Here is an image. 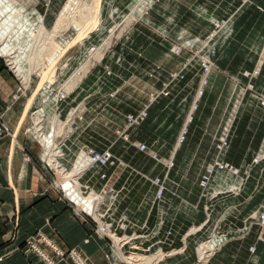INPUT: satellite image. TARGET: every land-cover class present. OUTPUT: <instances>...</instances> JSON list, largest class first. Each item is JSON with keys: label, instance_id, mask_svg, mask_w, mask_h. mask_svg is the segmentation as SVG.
<instances>
[{"label": "rangeland", "instance_id": "374dc122", "mask_svg": "<svg viewBox=\"0 0 264 264\" xmlns=\"http://www.w3.org/2000/svg\"><path fill=\"white\" fill-rule=\"evenodd\" d=\"M18 1L22 4L21 12L26 20L28 19L33 25L36 24V27L42 23L48 30H52L69 0H51L49 6H47L49 0ZM91 1L81 0L76 4L75 9L70 11L72 14H70L71 19L67 30L58 39L61 44L65 45L61 48L59 56L63 55L70 47L76 46L72 47L62 59L58 70V80L52 86L53 89L61 88L82 65L93 60L87 64V66H91L90 71L71 91L67 101L63 103H68L66 110L63 108V104L61 106V109H64L62 112L63 121L77 105L85 106L81 120L73 117L68 123L76 121L80 125L79 129L76 125L69 128L74 133L72 138L77 136L78 139L76 138L77 145H71V142H68V147L75 153L83 145L94 147L100 152L108 149L112 151L114 147H119L118 156L123 164L122 162L118 163L116 167L109 170L111 175L114 174L116 185L123 177L122 172L130 169H135L133 172L135 176L137 175L147 182L153 181L157 177L165 179L167 174L166 185L171 190L169 197L178 198L179 191L185 187L183 183L181 185L178 178L185 177L189 182L197 178L203 161L182 160L181 158L177 160L176 154L175 159L171 158L172 155L168 158L160 157L159 151L170 152L174 146L162 142L161 139H171V134H175L177 131V128L172 127L176 123V127L180 128L177 137L179 143L182 132L186 128L189 131L190 125L195 120L198 132L211 129L203 127V122L209 120L210 126L220 125L213 136L216 141L214 147L217 156L219 152L217 146L220 140L226 138L229 143L224 155L230 150L233 141L237 143L239 140L241 141V137L244 135H241V132L245 129L238 131L237 121L240 119L243 108L249 106L246 119H250L253 105L258 104L264 108V17H258L251 11H249V15L246 14L248 11L245 8L256 7L254 0H240V6L233 14L229 13L231 15H227L225 10L227 3L231 2L230 0H227V3H225L226 0L222 1L224 3L222 5H219L221 0H130V3L128 2L132 5L130 9H125L123 12L116 9L109 16L106 13L108 5L113 2L123 4L125 0H101V11L98 14L100 24L95 26L94 23H91L90 30L79 32L81 27L77 28L78 23L86 20L91 14ZM232 4L233 7L236 6L235 2ZM256 8L259 11H264V5ZM42 19H44V23ZM39 23L40 25H38ZM29 28V26L25 27L23 34L21 33L17 37V41L21 38L20 42L23 40L29 44L33 40L32 46H35L31 50L33 52L42 38H37V29ZM93 28L94 31L91 32ZM26 33L31 35L32 40L22 39L21 36ZM79 35L83 37L80 36L82 38L75 41ZM26 39L28 40V38ZM86 39L88 40L85 45L78 44ZM98 47L99 51L104 54L100 61L97 60V57L95 59L92 57V53ZM25 48L24 46L23 49ZM37 50L31 56L34 55L38 61L40 55L37 54ZM24 54V52L21 53L22 59H24ZM99 54L101 53L99 52ZM67 61H69L68 67L63 70L61 66ZM204 63L211 65L209 74L203 70ZM154 69L156 72L153 71ZM107 71L111 74H108ZM171 74H180L184 78L170 86L168 97H170L173 88L177 87L183 91L190 89L191 112L179 125L177 124V114L169 110L171 104H166L162 109L156 107L161 105V99L168 97L159 95L156 100L154 98L162 92L165 84L170 82ZM39 82V76L34 75L28 86L19 83L22 88L30 89L32 94ZM69 86L72 87L71 84ZM259 88L261 89L258 90ZM79 92L82 94L78 100L75 95ZM38 104L39 102L36 106ZM145 105L149 106V116L143 125L130 132L131 140L145 143L151 151L158 155L159 161L133 156L134 153L130 151L132 146L125 143L117 134V131H122L125 128L126 115L138 113ZM200 105H204V110L199 116H196ZM153 107L156 108L152 110ZM220 107L225 108L223 114L220 112ZM46 110H48L47 122L49 121L46 128L50 130L51 118L57 113L51 112L50 108ZM159 124H164V127L159 128ZM249 135H253L250 130ZM256 140L259 144L258 149L252 159L243 161L242 170L222 159L240 171L238 176H232L228 171L215 174L216 179L214 177L211 189L206 196H203L201 191L196 204L187 197L179 195L181 199L178 203L182 210L179 213L187 216L191 210L195 212L193 215L195 221H192L193 224L186 229L184 235L192 229L206 224L201 231L190 234L191 237L188 238V246L193 252L196 262L197 245L212 235L224 239L223 248L236 237L240 240L249 238L253 226H256L254 228H258L259 241L264 243V222L262 221L264 214V127L258 129ZM112 153L115 155L113 151ZM129 153L131 156H128ZM143 154L150 157L146 153ZM216 159L205 163L198 184H200L206 169L213 166ZM73 161V156H70L64 161V164L70 169ZM171 161L174 166L168 172L165 165ZM177 166H179V173L173 177L172 173L177 170ZM143 168L151 174L141 172ZM113 171H116L117 175ZM138 171L143 176H140ZM87 176V180H90L91 175ZM53 177L52 183L55 185L57 193L60 194L57 186L60 176H58L59 180H57V176ZM252 177H254L253 180ZM84 179L85 177L83 181ZM252 181L260 186L254 207L241 210L231 204H227L226 207L219 206L222 205L220 203L226 201L227 197L242 195ZM169 197L167 196V198ZM168 206L165 209L167 216L172 210ZM230 210L235 214L233 212L227 214ZM179 213H176L175 221L180 216ZM201 213L204 215V221L197 223V216ZM240 221L242 222L241 226L239 225ZM220 251L218 250V252ZM249 251L251 254L254 253V258L249 256L248 264H258L261 257L257 255V247L251 246Z\"/></svg>", "mask_w": 264, "mask_h": 264}, {"label": "crops", "instance_id": "0c3cea01", "mask_svg": "<svg viewBox=\"0 0 264 264\" xmlns=\"http://www.w3.org/2000/svg\"><path fill=\"white\" fill-rule=\"evenodd\" d=\"M222 1L224 0H221L219 5L224 4ZM230 1L229 3H227V0L225 2L227 3L225 7L227 15L233 14L237 7L240 6V0ZM128 2L130 3V0L123 1V4H115L113 2V4H109L110 6L108 5L106 13L109 16L116 9L120 12L130 9L132 5ZM233 2H235V7L232 6ZM254 2L256 7L264 5V0H254ZM256 7L245 8L248 11L246 14L249 15V11H251L258 17H264V11H259ZM172 90L170 97L161 99V105L156 107L162 109L163 107L165 108L166 104H171L169 110L177 114V124L179 125L183 123L185 116L191 112L189 102V98H191L190 89L189 91H183L176 87ZM80 94L82 92L76 94L75 98L79 100ZM36 96L37 94L34 92L31 94L30 89L21 87L17 78L5 65L4 59L0 57V116L3 117L15 134L14 139L5 137L0 141V264H46L35 253H31L26 244L28 240L34 239L39 232L65 250L73 248L80 250L91 264H122L113 255L110 243L96 236L93 229L79 219L71 205L57 193L55 185L52 183L55 174L46 167L44 150L33 135L27 132L31 127L30 114L36 104L40 102V98ZM31 99H33L32 104H30ZM67 105L68 103L63 104L65 110ZM156 107H153L152 110ZM248 107L245 106L243 108L240 119L237 121V130L245 129V131L241 132V135L244 134L241 137V141L239 140L238 143L233 141L228 153L222 156L223 160L232 163L236 167L241 168V170L244 167L243 161L252 159L254 153H256L259 145L256 140V134L258 129L264 127V108L258 104L253 105V113L250 119H246L248 117L246 113L249 112ZM203 110L204 105H200L196 116H199ZM224 111L225 108L222 109L220 107L222 114ZM195 123L196 120L190 125L185 142L182 145H179L177 138L180 128L176 127V123L173 124L172 127L177 128L176 133H172V137L169 140L161 139L164 143L174 145L172 151L161 150L158 152L162 158H168L172 155L171 158L174 157L175 159L177 155V160L181 158L182 160L203 161L197 178L190 182L185 177L178 178L181 185L182 183L185 185L184 189L179 191V195L187 197L194 204H196L201 194L198 183L203 167L207 161L217 158V152L214 147L216 141L213 136L220 127L218 124L210 126L209 120H205L203 127H210L211 129H204L198 132ZM163 125L159 124L158 127L163 128ZM79 126V123L76 122L77 129L80 128ZM249 130L253 132L252 136L249 135ZM76 138L77 136L73 139L76 140ZM79 143L81 142L79 141ZM118 148L114 147L112 149L115 155L117 154V157H119ZM130 151L134 153L133 156H139L143 159L150 158L136 148L132 147ZM128 156H131L130 153ZM27 157L30 158V161L25 160ZM106 171L111 174L109 170ZM113 172L117 175L116 171ZM133 172H135V169L123 171L121 181L117 182V188L122 190L117 219L121 216H127L140 225L147 223L149 229L152 230L158 224L163 215L162 212H165L169 203L168 207L172 210L169 212V218L161 235L163 236L164 232L169 229H172L173 235L164 244H157L158 240L155 239L145 246L154 245L152 250L161 248L169 253L179 249L184 251L185 242L186 250L184 253L168 255L159 264H195L196 259L188 246V238L191 236L184 240L186 229L193 224L192 221H195L193 216L195 212L191 210L187 216L179 213L182 211L178 203L181 197L178 195V198H170V189L169 193L166 194V198L167 196L169 197L166 199V204L155 205L154 200L157 188L152 184L151 180L147 182L141 177L135 176ZM141 172L151 174L144 168ZM141 172L139 174L143 176ZM178 173L179 166H177V170L173 171V177ZM87 179L88 176L85 177L84 181ZM253 179L254 177H252ZM92 183L95 186L100 185L97 180L96 182L95 180L92 181ZM259 190L260 186L252 181L242 195L227 197L226 201L220 203L222 205L219 206L226 207L227 204H231L241 210L254 207ZM175 211L180 214L176 221L174 220ZM232 212L234 213V211L230 210L227 214ZM203 221L204 215L201 213L197 216L196 222L202 223ZM241 223L240 221V226ZM254 227L256 226H253L252 234L249 238L240 240L236 237L231 243L223 247L220 252H217V255L208 264H248V257L254 258V253L251 254L249 251L251 246L257 247V255L261 257V261L258 264H264V243L259 241L258 228ZM129 231H132V229ZM160 238L164 241L163 237ZM40 246L44 251L52 255L44 244L41 243ZM59 264L72 263L61 262Z\"/></svg>", "mask_w": 264, "mask_h": 264}, {"label": "built area", "instance_id": "2783aa9c", "mask_svg": "<svg viewBox=\"0 0 264 264\" xmlns=\"http://www.w3.org/2000/svg\"><path fill=\"white\" fill-rule=\"evenodd\" d=\"M50 3L51 0H49L47 6H49ZM0 57L5 60L6 66L14 74L17 80L20 83H23L22 79L17 75L6 58L1 54ZM157 69H159V67H157ZM203 70L206 74H209L211 72L210 63H204ZM153 71L156 72V69ZM107 72L108 74H111L109 71ZM183 78V75L171 74L169 76L170 82L167 85L165 84L162 92L154 97L155 100L159 98V95L168 97L170 86ZM62 87L55 90L52 86L47 85L46 88L40 90L37 95L40 98V102L35 108H33L30 114L31 127L30 130L27 131L29 134H32L41 145L44 150L46 167L57 176V180H59L58 176L61 178L62 174H66L65 177L67 176L66 179H68V182L66 183L67 188L60 181L57 183L62 198L71 205L78 218L93 229L96 236L110 243L113 255L122 264H130L127 259L133 253L151 255L163 251L161 248L152 250L154 245H145L155 239L158 240L157 244H164L173 235L172 229L166 230L164 235H161L168 220L167 213L162 212V217L152 230L149 229L147 223L140 225L136 221L129 219L127 216H121L117 219V213L121 204L122 190L117 188L113 176L114 174L111 175L106 170H110L111 168L116 167L118 163H121L122 161L119 160L120 158L114 155L110 149L100 152L94 147L83 145L75 153L68 147V142H71V139V145H77V143H75L76 140L72 138L74 135L73 131H69V126L74 127L76 121H73L74 123L72 122L71 124L68 123L73 117L81 120L85 106H82V104L77 105L71 110L70 114L66 116V119L64 120V126L66 129L61 135L57 136V131L54 130L52 125L50 130H47L46 125L49 124V121L47 122V108H50L51 112L53 111L57 113L56 116L61 120L60 122H63V109H61V105L67 101L71 92ZM151 102L154 101L151 100ZM148 105H145L142 110L136 114L126 115L125 128L122 131H117V134L125 143L136 148L139 152L148 154L153 160L159 161L158 155L151 151L145 143L132 141L130 135L131 131L137 129L146 122L149 116ZM187 134L188 130L186 128L181 134L179 144H182L185 141ZM14 136L15 134L9 125L5 122L3 117L0 116V141L5 137H11L14 139ZM228 146L229 143L226 138L220 140L219 145L217 146L219 152L214 165L209 166L202 175L199 187L203 192V196H206L211 189L214 177L216 179L217 174L228 171L232 176L239 175L240 171L237 168L223 161L221 158L224 155V152L228 149ZM70 156H73L74 161L72 163V168L68 169L65 166L64 161ZM82 159L85 160V164L78 166V172L72 175L67 174V172L72 170ZM25 160L30 161V158L27 157ZM166 164L167 165H164L167 167L168 172H170L174 163L171 161ZM88 174L91 175V179L83 181V178ZM167 176L168 175L166 174L165 179L157 177L153 181L151 180L152 184L157 188L154 200L155 205L166 204V194L170 191L166 185ZM93 180H97V183L100 185L95 186L92 183ZM262 221L264 222V214L262 215ZM205 225L206 224L202 225L203 227L200 226L199 228L192 229L193 231L191 230L184 236V240H187V238L191 236L190 234H196L201 231ZM131 229L132 231H129ZM160 237H163L164 241H162ZM41 243L51 251L53 256L41 248ZM224 243V239H221L220 237L216 238L215 235H212L198 244L196 247L197 262L195 264H208V261L211 260L218 250H221ZM26 244L29 251L39 256L46 264H59L61 262L91 264L80 250H65L50 239H47L40 232L37 233V236L34 239L28 240ZM183 249L184 251L179 249L166 253L168 255L180 254V252L184 253L186 250L185 242ZM200 253L204 256L202 255L200 257ZM166 257H164V259ZM159 262L157 264H159Z\"/></svg>", "mask_w": 264, "mask_h": 264}, {"label": "bare ground", "instance_id": "6f19581e", "mask_svg": "<svg viewBox=\"0 0 264 264\" xmlns=\"http://www.w3.org/2000/svg\"><path fill=\"white\" fill-rule=\"evenodd\" d=\"M79 1L81 0H69L66 6L64 7V9L62 10V12L60 13L53 29L48 30L42 23L41 25L39 23L38 25L40 26L36 27L35 26L36 24L33 25L28 19L26 20V18L22 15L21 12L22 4L19 3L18 0H0V54L4 58H6V60L11 65V67L17 73V75L22 79L25 86H28L30 84L34 75H36L37 77L39 76L40 82L33 91L37 95L39 94L40 90H42V88H46L47 85L53 86L55 84L56 80H58V70L60 69L59 66L61 65L62 59L67 55L68 51L72 47L76 46L74 45L70 47L67 51L64 52L63 55L59 56L61 48L65 45L61 44L58 41V39L60 38L62 33L63 32L65 33V31L67 30L68 23L71 19L70 14H72L70 13V11L71 10L73 11L75 9L74 7ZM91 2H92L91 14L88 16L86 20L78 23L77 28L79 29V26L81 27L79 32L81 30H83L84 32L90 30L91 23H94L95 26L100 24L98 14L101 11L100 8L101 0H92ZM42 22L44 23V19H42ZM28 26L30 27L29 29H37V38L38 39L39 37L42 38L40 39L41 42L37 45V47L34 49L33 52H31V50L35 46H32L34 41L32 40L30 34L26 33L25 35L21 36L22 39H24L25 41L32 40V42H30L29 44L28 42H23V40L20 42L21 38L18 39L19 41H17V37L23 32V30H25V27ZM32 31L34 32V30ZM92 31H94V28L91 30V32ZM80 36L82 35L77 36L75 38V41L80 40L83 37ZM90 36L88 37V39L90 38ZM26 38H28V40ZM88 39L78 44L85 45V42ZM24 46L26 47L25 49H23ZM36 49H38L37 54L40 55L38 61L37 58L36 59L34 58V55H32L33 58L31 56L32 53L33 54L35 53ZM22 52L25 53L24 59L21 58ZM99 52L101 54H99ZM44 54L45 56L46 55L47 56L46 57L43 56ZM103 56L104 54L101 51H99V47L95 49L94 52L92 53V57L94 59L97 57V60L99 59L98 61H100L103 58ZM28 58H32V59H28ZM54 61L56 62L54 63ZM91 61L93 60H90L86 62L84 65H82L79 68V70H77L64 83L63 86L67 89V91L71 92L82 81L84 76H86V74L90 71L91 66H87V64L90 63ZM68 62L69 61H67V63H64L61 66L63 70L66 67H68ZM26 68L28 69V72ZM70 84L72 85V87L69 86ZM31 101L30 104H32ZM60 121L61 120L57 116H53V118H51V122H52L51 125L54 128V130L57 131V136L61 135L66 129L64 126L65 125L64 121L63 122ZM69 128H71V126H69ZM69 131H71V129H69ZM84 164H85V160L84 159L80 160L72 170L67 172V174L69 175L76 174L78 172L77 171L78 166H82ZM65 175L66 174H62L60 178L61 179L60 182L63 185H65V187L67 188L66 183L68 182V179H66L67 176L65 177ZM167 255L168 254L165 251H159L158 253L156 254L153 253L151 255L133 253L127 259V261L130 264H157ZM199 255L201 257L203 254L200 253Z\"/></svg>", "mask_w": 264, "mask_h": 264}]
</instances>
